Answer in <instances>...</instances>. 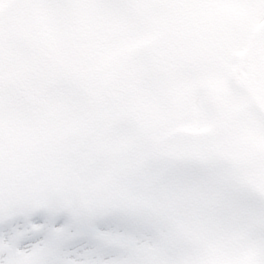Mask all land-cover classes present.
Returning <instances> with one entry per match:
<instances>
[{"label": "snow or ice", "instance_id": "snow-or-ice-1", "mask_svg": "<svg viewBox=\"0 0 264 264\" xmlns=\"http://www.w3.org/2000/svg\"><path fill=\"white\" fill-rule=\"evenodd\" d=\"M0 264H264V0H0Z\"/></svg>", "mask_w": 264, "mask_h": 264}, {"label": "rangeland", "instance_id": "rangeland-1", "mask_svg": "<svg viewBox=\"0 0 264 264\" xmlns=\"http://www.w3.org/2000/svg\"><path fill=\"white\" fill-rule=\"evenodd\" d=\"M242 15L243 13L238 9H230V8L221 9L216 13L209 14L202 23L213 20L212 23L209 22L211 23L210 26H218V25H222L226 23L227 21L231 19L238 18ZM244 75H247V74L245 73ZM217 87L219 88V84H217Z\"/></svg>", "mask_w": 264, "mask_h": 264}, {"label": "water", "instance_id": "water-1", "mask_svg": "<svg viewBox=\"0 0 264 264\" xmlns=\"http://www.w3.org/2000/svg\"><path fill=\"white\" fill-rule=\"evenodd\" d=\"M246 55H248V50L241 57L246 56Z\"/></svg>", "mask_w": 264, "mask_h": 264}]
</instances>
